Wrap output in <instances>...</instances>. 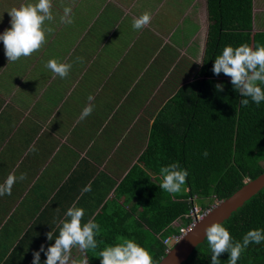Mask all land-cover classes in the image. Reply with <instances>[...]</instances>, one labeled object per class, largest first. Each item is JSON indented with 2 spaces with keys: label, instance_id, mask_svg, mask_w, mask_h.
Segmentation results:
<instances>
[{
  "label": "crops",
  "instance_id": "1",
  "mask_svg": "<svg viewBox=\"0 0 264 264\" xmlns=\"http://www.w3.org/2000/svg\"><path fill=\"white\" fill-rule=\"evenodd\" d=\"M26 3L36 0H0V33L11 27L7 10ZM51 3L54 20L44 27L53 32L39 51L8 62L0 41V183L9 174L27 175L11 195L0 196V264H32L34 251L54 244L73 204L84 209L82 224L100 225L102 248L110 244L100 237L126 232L134 201L118 187L134 168L152 180L158 175L145 153L150 145L158 153L154 138L185 131L191 114L184 87L202 79L197 61L203 62L207 40L206 0ZM65 6L72 8V24L60 22ZM251 11L252 32L264 31V0H252ZM144 12L151 23L134 30L133 19ZM50 59L72 64L67 78L46 68ZM181 90L182 98L169 104ZM89 104L92 114L80 120ZM158 117L163 124L151 143ZM88 185L91 191H83ZM83 255L72 251L73 258Z\"/></svg>",
  "mask_w": 264,
  "mask_h": 264
},
{
  "label": "trees",
  "instance_id": "2",
  "mask_svg": "<svg viewBox=\"0 0 264 264\" xmlns=\"http://www.w3.org/2000/svg\"><path fill=\"white\" fill-rule=\"evenodd\" d=\"M206 4L207 40L199 70L202 79L193 80L184 87L190 88L185 103L188 105L190 100L191 114L190 119L185 118V131L176 129L174 137L156 140L155 129L163 121L162 117L155 120L151 143L153 138L158 141V153L152 155L150 145L145 158L155 159L146 165L151 173L158 175L152 180L146 171L134 168L123 179L118 190L126 191L129 202L134 201L128 212V229L122 234H106L99 238L104 245H114L120 242V237L132 239L146 248L156 263L165 254L162 240L178 229L174 221L182 225L190 220L186 214L191 205L212 206L239 188L244 180L264 171V102L257 106L250 101L247 107H242L243 97L234 90L230 77L223 73L217 76L212 71L215 57L225 46L264 45V31L252 32V0H206ZM216 83L224 85L223 91L217 92ZM179 97L182 98V90L169 104L180 100ZM205 150L207 156L203 155ZM174 162L188 171L186 184L181 193L175 195L159 188L160 168ZM184 195L185 198H173ZM133 213H136L135 218H131ZM221 224L229 230L234 241H242L250 229H264V186ZM102 249L99 245L86 253L89 264H101L97 254ZM228 258L229 253H223L219 257L220 264H228ZM181 264H211L206 238ZM237 264H264V242L250 244Z\"/></svg>",
  "mask_w": 264,
  "mask_h": 264
},
{
  "label": "clouds",
  "instance_id": "3",
  "mask_svg": "<svg viewBox=\"0 0 264 264\" xmlns=\"http://www.w3.org/2000/svg\"><path fill=\"white\" fill-rule=\"evenodd\" d=\"M10 16L11 27L0 33V41L3 42L5 56L8 62H16L21 57H29L39 51L46 43V33L51 34L53 28H45V22L54 20L51 0H36V3L21 4L7 10ZM63 24H72V8L65 6L63 15L60 16ZM151 23V13L144 12L132 21L134 30H142ZM76 62H83L77 57ZM202 63V61H197ZM46 68L61 79L67 78L71 63L58 62L50 59ZM213 74L221 73L230 77L231 84L241 97L240 104L247 107L251 102L259 106L264 102V45L251 47L248 44H240L233 47L225 46L222 52L215 57ZM217 92L223 91L224 85H214ZM88 100H93L89 95ZM93 112V105L84 107L79 119L83 120ZM35 152V147L29 149ZM208 155L207 150L203 153ZM161 183L159 188L169 194L181 193L187 182L188 171L182 169L178 162L171 163L160 168ZM27 179L26 173L19 177L9 174L3 183H0V196L11 195L12 188L17 180ZM83 191H91V186H86ZM214 205H212L213 207ZM66 219L61 222L59 234L55 237L54 244L46 249L42 244L40 249L33 252L32 264H41L40 253L44 252L46 260L43 264H88V258H73V249H78L85 254L89 250L98 248L96 237L99 235L100 225L92 220L82 224L84 209L73 204L65 213ZM205 238L211 252V264H220L219 257L229 253L228 264H237L242 252L250 244L264 242V229H250L243 236L242 241H234L229 230L219 222H213L204 229ZM187 234H185L186 236ZM49 241L53 240V233H46ZM120 242L105 246L97 254L101 258V264H156L150 252L132 239L118 238Z\"/></svg>",
  "mask_w": 264,
  "mask_h": 264
},
{
  "label": "water",
  "instance_id": "4",
  "mask_svg": "<svg viewBox=\"0 0 264 264\" xmlns=\"http://www.w3.org/2000/svg\"><path fill=\"white\" fill-rule=\"evenodd\" d=\"M264 186V171L244 183L229 196L219 200L197 223L188 230L156 264H181L193 248L205 238L204 229L213 222L221 223L232 211Z\"/></svg>",
  "mask_w": 264,
  "mask_h": 264
},
{
  "label": "built area",
  "instance_id": "5",
  "mask_svg": "<svg viewBox=\"0 0 264 264\" xmlns=\"http://www.w3.org/2000/svg\"><path fill=\"white\" fill-rule=\"evenodd\" d=\"M212 208V206H207L202 208L197 207V205L193 204L189 208L188 214L186 216L190 217V220L186 224H182L178 227L176 232L168 234L163 240L162 243L165 246V252H167L178 240L182 238V236L190 230L198 220L203 218L205 214Z\"/></svg>",
  "mask_w": 264,
  "mask_h": 264
},
{
  "label": "rangeland",
  "instance_id": "6",
  "mask_svg": "<svg viewBox=\"0 0 264 264\" xmlns=\"http://www.w3.org/2000/svg\"><path fill=\"white\" fill-rule=\"evenodd\" d=\"M198 2L200 3L201 2V0H198ZM10 21V20H9ZM217 202H215V204H216ZM214 204V205H215ZM195 205H197V207H200V205H198V204H195ZM175 222V226L177 227V225H178V227L180 226V224H179V221L178 220H176V221H174Z\"/></svg>",
  "mask_w": 264,
  "mask_h": 264
}]
</instances>
